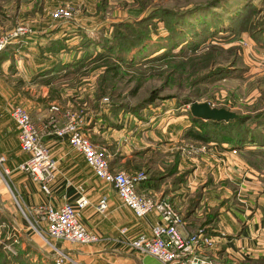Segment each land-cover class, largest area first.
I'll use <instances>...</instances> for the list:
<instances>
[{"label":"rangeland","instance_id":"rangeland-1","mask_svg":"<svg viewBox=\"0 0 264 264\" xmlns=\"http://www.w3.org/2000/svg\"><path fill=\"white\" fill-rule=\"evenodd\" d=\"M32 1L38 0H0V35L19 24L29 28L30 15L24 8ZM40 1L50 11L65 5L72 13L67 21L57 20L63 36L44 42L58 40L61 46L54 54H48L41 51L43 43L35 49L36 55L21 59L20 65L26 66L29 72L26 83L24 80L20 82L23 74L12 76L16 68L3 61L6 58L10 61L13 53L1 50L0 104L9 100L4 99L9 95L6 94L8 86L22 84L29 87L30 80L36 81L38 85L54 86V91L45 87L42 96L36 87L33 95L29 90L19 91L12 99H38L42 104L41 109H46L42 120L49 113L50 102L54 101L63 107L72 100L71 97L76 101L82 100L85 116L91 115V120L98 119L104 124L107 122L114 128L124 126L131 136L141 141L138 145L150 143L153 147L151 151H155L157 157L163 154L157 147L165 144L168 148L166 151L172 154V161H177L181 150L199 153H206L208 149L210 151V147L219 150V141L216 145L215 140L201 143L184 138V132L189 127L191 101L207 102L210 106L223 107L250 117V120L236 128L242 131L249 126L258 138L264 137V0ZM151 11L156 12L157 16L146 23L147 38L123 55L127 64H119L118 76L111 79L106 75L105 83L98 85L103 66H94L95 61H83L85 56L88 53H101V47L106 42L115 44L112 49L114 54L117 47L114 41L117 39L112 42L109 40L114 33L111 24L140 19ZM166 12L181 13L176 20L179 25L175 26V33L168 34L165 28L167 21H173V17L162 16ZM46 16L45 13L43 20H48ZM47 23L50 27L55 24V20L50 18ZM143 34L141 32L139 35ZM167 34L173 37L171 43L174 44L170 43ZM63 37L65 39L62 40ZM21 52L24 53L14 52V56L22 58ZM150 57H154L151 62L147 60ZM55 61L68 64L76 62L72 64L75 72H64L68 77L75 76L74 80L67 77L65 81L69 79L66 82L68 88L79 86L76 93L55 95L53 83L56 78L52 77L58 74L41 75ZM34 70H37L36 76L32 74ZM97 86L104 91L102 97H106L105 102L100 101L102 97L97 99ZM82 87L85 89L82 90ZM151 94L153 97L148 100ZM257 113L263 116L258 122L253 119ZM90 124L87 123L82 131L87 137L90 136L93 143L102 146L105 136L99 134L98 128L95 134L87 131L86 127ZM225 129L218 128L217 137H221ZM231 149L228 150L230 153ZM235 150V154L231 153L235 157H240L237 153L245 152L242 148ZM241 157L244 161V156ZM260 159L262 157L250 159L259 165V171L252 168L251 171L261 180L264 188V168L260 165ZM3 168L4 165H0V264H53V247L61 241L47 237L40 218L22 206L12 187L10 173L5 174ZM66 257L62 264H82ZM216 263L264 264V255L249 261L229 263L219 259Z\"/></svg>","mask_w":264,"mask_h":264},{"label":"crops","instance_id":"crops-1","mask_svg":"<svg viewBox=\"0 0 264 264\" xmlns=\"http://www.w3.org/2000/svg\"><path fill=\"white\" fill-rule=\"evenodd\" d=\"M33 2H29L30 5L24 8L27 15H30L29 23H33H26L31 33L5 46V50L13 54L10 61L8 58L3 61L17 69L12 76L23 74L21 83L23 80L26 83V76L29 74L26 66L20 65L21 59L36 55L35 49L46 40L63 36L57 20L53 24L55 30L53 25L49 27V9L41 4L40 11L31 13ZM45 13L48 20H43ZM25 50L31 53L27 54ZM20 51L24 52H21L22 58L14 56V52ZM36 71L32 74L35 75ZM55 74H58L53 83L55 95L76 93L79 86L66 87V82L69 81H65L67 75L63 72ZM68 78L74 80L75 76ZM30 81L29 87L22 84L8 86L6 94L9 95L4 99L9 100L0 104V155L5 157L3 165L10 173L12 187L17 192L22 206L25 208L50 204L57 207L64 202L73 203L80 188L87 199V205L79 212V219L89 231L98 236V241L92 244L60 242L56 245L58 249L71 260L82 264H160L153 257L129 245L137 235L149 234L152 226L161 224L160 217L154 212L135 217L121 204L110 184L99 179L85 164L82 156L67 145L63 137L42 136L56 162L54 177L49 184V194L42 193L37 183L25 172L15 169L27 155L19 149L16 127L9 111L19 104L28 111L32 121L39 125L46 109H41L42 104L38 99L30 101L12 98L19 91L29 90L33 95L34 88L37 87L42 96L45 87L48 86L50 91L54 88ZM70 83L73 84V81ZM84 89L85 87H82V90ZM71 98L72 100L63 107H77L76 100ZM56 116L57 124L61 125L63 117L60 114ZM90 117L91 115L85 116L86 122H91L86 130L95 134L98 128L99 134L105 136L103 139L106 140L101 142V147L109 154V169L126 173L143 171L145 177L137 184V190L154 198H165L172 204L181 216V223L177 225L179 233L184 235L204 227L207 234L213 238L212 247L204 251L212 261L217 262L220 259L234 263L264 255V188L261 180L252 173V169L239 155L235 157L222 148L223 145H219V150L217 147H210L211 150L208 149L206 153L181 150L177 161H172V154L166 151L168 148L165 144L157 147L163 152L157 157L156 152L151 151L153 147L150 143L138 145L141 141L131 136L124 126L114 128L107 122L104 124L98 119L93 121ZM102 196L106 198V208L103 212H98L96 204Z\"/></svg>","mask_w":264,"mask_h":264},{"label":"built area","instance_id":"built-area-1","mask_svg":"<svg viewBox=\"0 0 264 264\" xmlns=\"http://www.w3.org/2000/svg\"><path fill=\"white\" fill-rule=\"evenodd\" d=\"M71 14L65 5H59L49 12L50 18L62 21L70 19ZM30 33L29 28L19 24L0 35V51L11 41ZM100 101L105 102L106 97H102ZM59 114L64 119L61 125L57 124L56 115ZM9 116L16 127L19 149L27 155L15 169L25 172L37 183L42 193L49 194V184L56 170V162L42 136L63 137L67 145L82 156L93 173L110 184L121 204L135 217H142L150 212L160 217L162 223L152 226L149 234H139L129 242L133 249L153 257L160 264H221L204 254L205 249L213 245V238L204 227L184 235L179 233L177 225L181 223V216L172 204L165 198H154L137 190V184L145 177L143 171L126 173L109 169V154L106 149L93 143L82 131L87 123L82 107H61L52 101L49 113L39 125L32 121L28 111L21 106L12 107ZM235 152V149H231L232 154ZM4 163L5 157L0 155V165ZM3 172L9 173L7 168H3ZM86 205L87 199L79 188L73 203L64 202L57 207L38 204L25 209L32 210L40 218L44 224V233L50 239L70 244H92L98 241V236L89 231L79 219V212ZM105 208L106 198L102 196L97 201L96 210L103 212ZM53 249L52 263L62 264L67 259L66 254L56 245Z\"/></svg>","mask_w":264,"mask_h":264},{"label":"trees","instance_id":"trees-1","mask_svg":"<svg viewBox=\"0 0 264 264\" xmlns=\"http://www.w3.org/2000/svg\"><path fill=\"white\" fill-rule=\"evenodd\" d=\"M40 2H41L40 0L33 2L34 4H33L31 13L40 11L41 9ZM179 14L181 13H171V12L163 13L162 15L163 17H169V18L173 17V21H167V23H165L166 25L165 28L168 30V34L173 33V32L175 33V26L177 27V25H179V22L176 21ZM156 16H157L156 12L151 11L150 13L145 14L140 19L127 20L124 22H117V23L111 24L114 29V33L112 34L111 39L109 40H111L112 42L115 39H117L116 41H114L116 42V46H117L116 52L112 54V49L115 44L110 45V42H106L101 47L102 48L101 53H96L95 55H91L90 53H88L83 59V61H89V62L95 61L94 66H97V65L103 66V71L99 79L98 85L99 83L100 84L105 83L106 75H108L111 79H113L115 76H118V73L120 72L118 70L119 64H121V62H125V64H127L125 61L126 59L124 58L123 55L126 52L130 51L131 48L133 49L136 45L141 44V42H143L142 41L143 39L147 38V34H145V32L147 31L146 27L148 24L146 23L149 20H151V18L156 17ZM185 29H191V27H185ZM141 32H143L144 34L139 35ZM168 34H167L168 39L173 38L172 36ZM63 39L65 38H62V40ZM119 39H123V41L120 42ZM171 41L172 39L170 40V43ZM171 44H174V43H171ZM41 45H38V47H40ZM60 46H61L60 41L52 40L49 43H46V44L44 43L43 46L41 47V51L42 52L46 51L48 52V54H54ZM5 49L6 47L4 48V51H6ZM4 51L2 50V52ZM93 58L95 60H93ZM147 60L151 62L152 60H154V57H150ZM76 62H73V63L75 64ZM72 64L60 63L59 61H55L51 63L49 66H47L46 69L41 72V75L43 76L44 75L46 76L47 74L51 75V74H55V72L64 73L66 72L65 70H73L72 72H75L76 69H74V67L72 68V66L74 65ZM66 73H64V75H66ZM54 77L55 76L53 75L52 78ZM46 83L48 84L49 82L46 81ZM96 88H97L96 96H97V99H99L100 97L104 96L103 94L104 91L98 86ZM151 97H153L152 94L150 95L148 100H151L150 99ZM81 101L82 100L78 99V101L75 102L77 103L76 104L77 108H80L81 106H83ZM260 117H263L262 114L257 113L253 119L256 120V122H258V120L261 119ZM188 120H189V127L184 132V138H189L192 141L201 142V143H207L209 141L215 140L216 145H217V142L219 141L218 144L223 145L222 148L226 150H229L231 148L232 149L238 148L240 150L242 148L244 149L245 152L243 153L240 152L239 154H240V157L244 156L243 160L245 161L247 166H249L250 168L254 170L259 171V165L255 163L254 161H251L250 159L254 157L255 158L262 157V159H260L259 162H260V165L263 166L264 168V137L258 138L253 132V129L249 128V126H246L242 131H239V129L236 128L238 126L241 127L242 124L250 120V117L239 115L238 118L230 119L228 121H214V120H209V119L208 120L197 119V118L192 117L190 113H188ZM218 128L219 130L220 128H227L225 129L226 132H222L223 135L221 137L220 135L219 137H217ZM251 147L253 148L250 149ZM261 168L262 167H260V169ZM263 181H264V177H263Z\"/></svg>","mask_w":264,"mask_h":264},{"label":"water","instance_id":"water-1","mask_svg":"<svg viewBox=\"0 0 264 264\" xmlns=\"http://www.w3.org/2000/svg\"><path fill=\"white\" fill-rule=\"evenodd\" d=\"M189 113L192 117L201 120L228 121L236 119L239 114L223 107H213L207 102L191 101Z\"/></svg>","mask_w":264,"mask_h":264}]
</instances>
